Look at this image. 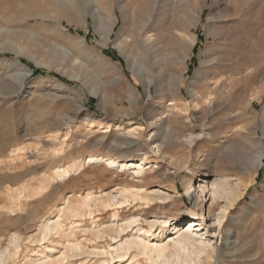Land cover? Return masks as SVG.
<instances>
[{"label": "rangeland", "instance_id": "rangeland-1", "mask_svg": "<svg viewBox=\"0 0 264 264\" xmlns=\"http://www.w3.org/2000/svg\"><path fill=\"white\" fill-rule=\"evenodd\" d=\"M129 1L0 0V249L7 247L14 232L24 238L34 234L40 221L54 215L56 206L67 198H83L88 193L99 197L124 186H135V182L140 186L142 182L130 170L112 168L104 163H85L70 176L57 180L42 199L18 200L12 188H21L29 180L36 183L38 180L34 178L51 174L57 166L85 160L89 155L112 156L120 160L147 157L150 165L145 187L150 193L159 191L166 199L153 195L150 204L137 200L116 209H101L91 214L85 211L82 217L75 219L80 226L75 227V235L71 237L80 245V252L67 248L64 263L108 264L103 261L110 257L104 254L109 250L114 256L111 264H153L134 249L125 257H115L117 252L121 253L120 242L135 231L136 224L116 239L106 235L99 237L84 229H91L94 224L109 225L116 220L123 223L138 217L144 229L156 234L161 231L160 227L151 229L146 220L169 218L170 224L177 218L188 220L196 205L186 193L184 182L198 180L207 171L208 180L233 175L234 181L241 177L248 186L242 190L244 194L231 212L234 221L228 224L225 218L220 230L217 223H210L201 233L203 238L211 239L212 245L204 249L196 246L194 261L185 264H214L218 246L227 238L237 239L241 248L236 252V258L226 257L222 264H264V164L258 173L250 175L233 165V153L239 148L248 151L249 161L264 148L259 140L263 131L257 127L259 119L264 117V0H236L235 5L234 0H157L150 17L134 4L139 10L138 15L148 20L144 36L148 32L158 36L156 44L145 56L134 39L135 34L141 32L139 24L128 18L127 13L131 15L132 10L123 8ZM61 4L69 8L67 15L60 11ZM192 7L200 14L198 26L194 24L193 14L187 18ZM111 15L116 17L112 41L103 45L95 24L108 21ZM182 37L193 41L187 50L181 43ZM82 38L85 45L79 43ZM121 38L128 41L131 52L139 57L141 64L144 58L151 73L161 77L157 76L151 87L152 96L145 91L142 78L132 69L129 60L115 46V40ZM8 40L27 47V52L19 53L6 44ZM24 68L31 73L22 83ZM176 73L182 75L177 86L170 77ZM232 79H237L236 84L230 81ZM93 82L109 95L104 105L101 94L91 92ZM158 82L164 86L171 84L164 89V96L159 94ZM221 88L235 90L232 97L219 100L222 107L209 116L205 114L202 101L199 106H194L193 92L212 93L211 97L217 98ZM129 90L139 93L136 92L138 101L131 102ZM170 101L177 108L168 105ZM187 103L189 109L185 110ZM138 107L136 115L128 114ZM172 111L175 116L169 118L168 113ZM152 114H158L154 118L156 126L151 124ZM101 124H110L109 131L103 132L107 127L100 128ZM117 124L123 129L117 130ZM188 124L195 125V142L179 138L190 133ZM129 126L141 129L136 134H129ZM154 129L160 132L161 153L152 150ZM203 131L216 133V137L202 136ZM131 135L142 148L128 149L124 145L112 151L110 146L115 137ZM174 185L180 193L171 191ZM152 203L157 204L149 208ZM217 208L214 213L218 212ZM66 221V227H69L70 220ZM170 232L168 230L159 239L160 243H169L176 237L169 236ZM153 238L150 237L151 241ZM55 239L50 245L60 248V238ZM44 244L40 246L25 239L9 264H28ZM62 248L65 250L66 246Z\"/></svg>", "mask_w": 264, "mask_h": 264}, {"label": "bare ground", "instance_id": "bare-ground-1", "mask_svg": "<svg viewBox=\"0 0 264 264\" xmlns=\"http://www.w3.org/2000/svg\"><path fill=\"white\" fill-rule=\"evenodd\" d=\"M233 3L235 5V4H237V1L234 0ZM134 4L138 5V7H140L141 12L143 11V13L144 12L148 13V15L150 17L152 10L155 9V6L157 4V0H130L129 2H127L126 4L123 5V8L126 11L132 10L131 15L132 14L133 15L131 16L130 13H127L128 18H132L133 20H135L139 24V28L141 29V32H137L135 34L134 39L137 42V44H139L140 50H141L143 56H145L147 54V52L150 49H152L154 47V45L156 44L158 36H155L153 33H150V32H148V34L146 36H144L143 30H144L145 26L147 25L148 20L143 19V17H140L138 15L139 10L138 9L136 10L134 8ZM188 6H189V4H188ZM59 9L63 13H66V15L70 11L67 6H62V4L59 5ZM112 10H111V12H112ZM189 11L190 12L188 13L187 18L190 19V13L193 14L194 15V17H193L194 18V24L197 25L199 22L200 14L198 13V11H195V9L193 7ZM141 15H142V13H141ZM122 16H123V14H122ZM99 19L100 18H98V20ZM147 19H148V17H147ZM106 20L101 21V22H97V20H96L97 24H95L96 30L99 32V34L102 35L103 45H107L112 41V34L114 32L116 17H115V15H111L109 17V20L108 21H106ZM116 25H117V23H116ZM190 39H185L184 37H182V39H181V43H182L183 47L185 48V50L189 49L193 45V41ZM4 43H6V41ZM79 43L81 45L86 44L84 38H82V40H80ZM6 44L13 47L19 53H26L27 52V50H26L27 47L26 48L22 47L23 45L20 46L19 45L20 43L18 44L15 41L8 40ZM114 44L118 49L121 50V52L129 60L128 63L131 64L132 69H134V71L137 72V75H139V77L142 78V80L140 78L139 79L141 81H143V83L145 84V86H144V87H146L145 91L148 93L149 96H152L151 93L153 90L151 91V87L154 83H156V81H157L156 77L158 76V74L154 75L151 73V71L149 70L150 68L146 64V61L144 62V58H143V64L140 63V61L138 60L139 57L134 56L133 52H131V50L129 48L128 41L126 39H122V38L116 39ZM8 45H6V46H8ZM132 46H133V44H132ZM13 52H15V51H13ZM174 56H176V54ZM100 58L104 62H109L108 60L102 58L101 56H100ZM162 58H163V56H162ZM63 59H65V57ZM184 59H186V58H184ZM181 61H182V59H181ZM111 64L109 62V65H111ZM24 70H25V74L22 73L23 76H21L22 78L20 80V81H22V83H23L24 79L31 73V71L28 69L24 68ZM157 72H159V71H157ZM170 77H171V80L174 81L175 86H177L182 79V75L179 73L172 74V76H170ZM160 78L161 77H159V79ZM197 79H199V77ZM236 80L237 79H235V80L232 79L230 81L235 83ZM129 81H131V80H129ZM247 82H249V81H247ZM22 83H20V84H22ZM165 83H167V82H165ZM174 83L172 85H174ZM170 85L171 84L168 83L164 86V83L161 84L160 82H158L157 86L159 89V94L164 96L165 95L164 89L166 87H169ZM221 86H223V85H221ZM90 88H91V92L93 94H96V95L101 94L100 100L104 105V102H106V100L109 97L107 91H105L100 85L94 84V82H93V84H91ZM223 88H224V86H223ZM129 89H131V88H129ZM216 89H218V88H216ZM230 89L231 88L229 87L228 90H230ZM221 90H222V88H221ZM228 90L224 89L221 92L219 91L220 93L219 94L217 93L218 94L217 98H215V96L211 97L213 95L212 93L203 94L202 92H193L192 93L193 104H194V106H199V104L202 101L205 104V112H206L205 114H207V115L211 114L218 107H222L220 105V103H218L219 100H221V101L223 99L227 100V98H229L230 96L232 97V93H234L233 90H235V89H233L232 91H228ZM236 90H237V88H236ZM239 91H241V90L239 89ZM129 92L131 94V99H130L131 102L136 101V100L138 101V96H137L138 92L135 90H129ZM156 93H158V92L156 91ZM157 97H158V95H157ZM169 103L170 104H168V105H173V108H177V105H175V103L173 101H170ZM105 105H107V104H105ZM109 106L112 107L111 104ZM136 106L137 105H135V107ZM178 106H179V104H178ZM188 109H189V105L187 103V105L185 106V110H188ZM137 110H139V107L136 109L132 108L130 111H128V114H135L136 115ZM179 112L178 113L176 112V113L179 114ZM228 112H229V110H228ZM168 114H169V118H171V116H175L174 111H172ZM184 114H185V112H184ZM189 115L190 114H188V116ZM157 116H158V114H155L152 117L153 120L151 121V124L153 126L157 125L154 122V118ZM191 121H193V120H191ZM197 122H199V121L197 120ZM187 123H190V122L188 121ZM194 124H195V122H194ZM204 124H205V122H204ZM164 126H165V124L161 125V127H163V129L165 128ZM187 126L189 127L188 129L190 130V133L188 135H185V136L180 135L179 138H186L187 140H189L191 142H193V141L195 142V139L197 137V136L196 137L194 136L195 125H189L188 124ZM105 127H107V129H104L103 132L109 131L110 124H107L106 126L101 124V126H100V128H105ZM257 127H258V129H261V131H263V133L261 132L262 137L260 136L259 140L261 141V143L264 144V117L259 119V123H258ZM116 128H117V130H122L123 126L117 124ZM140 129H141V127H139V126H134V127L129 126L127 133L136 134V132ZM159 134H160L159 130L154 129L155 137H153L154 142H153V149L152 150H154L157 153L162 152L161 151L162 143H160L158 141ZM205 134L206 133L203 131L201 135L204 136ZM139 135L141 136L142 134L139 133ZM205 136H209L210 138H214V137H216V133H207ZM165 137H164V139H165ZM164 139H162V140L164 141ZM166 139H167V137H166ZM166 139H165V141H166ZM111 144L112 145L110 146V148L112 149V151L114 149H117V148L122 147L124 145H127L128 149H131V148L134 149L135 147L142 148V144L137 139H135L134 136H132V135L131 136H125V137H118L117 136L114 138L113 143H111ZM263 144H261V145H263ZM233 154H235L234 160H233L234 168L238 169L239 171H243V173H245V174L250 175L252 173H258V171L262 168V166L264 164V148L257 154V156H255L253 158V160H250V161L248 160L249 153L247 150H242L239 148V150ZM120 157H122V156H120ZM126 159L122 160V158H121V160H120L119 158H114L112 156L89 155L87 157V159H85V160H81V161H75L74 160L73 163H71V164L55 167L53 172L49 175H45L44 177L41 176V178H38V177L34 178V180H36V179L38 180V181H36V183L30 182V180H29V182L27 181V183H25L21 188H12V190L14 191L15 198L17 197L18 200H21L22 198H40V199H42L43 197H46L47 193L52 190V187L54 186V183L57 180L70 176L73 172H75L76 170H79L81 167H83L85 165V163H104L106 166H109L112 168H117V169L124 170V171L130 170L133 174H135V176L138 178V180H140V182H142L140 184V186H137L138 184H137V182H135L136 183V184H134L135 186H132V187L124 186V187L120 188L119 190H116V192L112 191L114 193H107V194L101 195L99 197H95L92 194L88 193L83 198H78V199H73V200H70V198H67L60 205L56 206L54 215H48L40 221L38 228H37V231L34 234H30L26 238H24L18 232L12 233L10 238H9V242H8L7 247L5 249H0V264H9L10 261H12L15 258V256L18 254L19 248L21 247V243L23 241H25V239H27L29 242L38 243V244H40V246H42L45 243L44 247L41 251L37 250L38 255L35 258L29 259L28 264H67V263H64V260L67 259L66 258V255H67L66 251L68 250L67 248H70L71 250H78L80 252V250H79L81 248L80 245L78 243H76L75 241H73L74 239H71V237H73V235H75V231L77 229L75 227L80 226V225H78L79 221H76L75 219H77L78 217H82L84 215L85 211L90 212V214H91L96 210L107 209V208L116 209L119 206H124V205H127L129 203L135 202L137 200L141 201V203L144 202L145 204H150L153 200V198H152L153 195H157L158 199H166V197H165L166 195L165 196L161 195L159 191H155V192L150 193L147 191V189L145 187V185H146L145 179L147 176L146 171H147L148 166L150 165L149 159L147 157H141L138 160H131V159L126 160ZM232 170H233V168H232ZM229 174H231V172ZM200 176H201V178H199L198 180H195L193 182H187V181L184 182L186 193L189 196H191V198L194 200L195 205H196V209H194L191 213H189L190 217L188 220H181V219L177 218L176 220H174V222L172 224H170L171 220L169 218L162 219L160 217H155L152 220H149V221L146 220L151 229L157 225H158V227H160L161 231L157 232L156 234L152 233V231L149 229H144V227H142L140 225L138 217H133L132 219L125 220L123 223H119V220H116V221H114L115 223H110L109 225H100V224L96 225V224H94V226H92L91 229L87 228V229H84V231L85 232H94L99 237H105L104 235H106V236H109L113 239H116L118 237H121L123 234H125L126 230L129 227H132L134 224H136L135 231L131 232L128 235V237L125 238L124 241L120 242L119 251L121 253L117 252L115 257H121V258L125 257V256H127L128 252L130 250L134 249L139 254L146 256L149 260H151L153 262V264H179L180 262H181V264H185V263H188L189 261H194L193 249H195L196 246L199 249H204V248H207L208 246L212 245L210 243L211 239L203 238L202 237L203 235L201 232L204 231L205 229H207V227L210 223H212V224L217 223L219 226V230H220L221 226L223 225V221L225 218L228 219V224L233 222L234 219H233L231 212L234 209V206L236 205L237 200L240 199V197L244 194V192L242 190H244V188H247V186H248V184L241 177L238 178L237 181H234L233 175H224V176L214 177L212 180H208L207 179L208 173L206 171L205 173L201 174ZM31 181H32V179H31ZM171 191L176 192V193H180V190H179L177 185L171 186ZM18 203H19V201H18ZM19 204H21V203H19ZM155 204H157V203H152L151 205H149V208H152ZM160 204H162V203H160ZM215 207H218L217 213H214ZM10 208L8 210L13 211ZM113 216L116 217L117 214H114ZM67 219L70 220V222H69L70 226L69 227H66L67 226V221H66ZM170 226H172V228H170ZM165 229H167V231L171 230L169 236L176 235V237L171 238L170 239L171 241L169 243H160L159 239L162 236H164V234L167 232V231H165ZM232 234L231 235L229 234L230 235L229 237H231ZM151 236H154L152 241H154L156 239L154 242L151 241V239H150ZM57 237L60 238V240H58V243L61 245L60 248H59V245L58 246L55 244L50 245L51 243L55 242V240H56L55 238H57ZM65 237L67 239H65ZM46 243H49V245H46ZM65 246H66V249L64 250L62 247H65ZM240 248H241V245H240L239 241H237V239L233 240L231 238H227V240L224 242V244L218 246L217 255L215 257L216 259H215L214 264H222V259H224L226 257H235L236 258V252ZM56 253H58V254H56ZM104 254L110 255V257H108L105 261H103V263L107 262L108 264H111L110 262H112V260L114 258L113 253L112 252L109 253V250H108V251H105ZM239 255H241V254H239Z\"/></svg>", "mask_w": 264, "mask_h": 264}, {"label": "trees", "instance_id": "trees-1", "mask_svg": "<svg viewBox=\"0 0 264 264\" xmlns=\"http://www.w3.org/2000/svg\"><path fill=\"white\" fill-rule=\"evenodd\" d=\"M56 75V74H55ZM56 76H58V75H56Z\"/></svg>", "mask_w": 264, "mask_h": 264}, {"label": "crops", "instance_id": "crops-1", "mask_svg": "<svg viewBox=\"0 0 264 264\" xmlns=\"http://www.w3.org/2000/svg\"><path fill=\"white\" fill-rule=\"evenodd\" d=\"M19 61V60H18Z\"/></svg>", "mask_w": 264, "mask_h": 264}]
</instances>
